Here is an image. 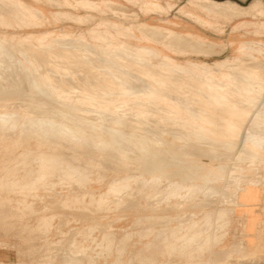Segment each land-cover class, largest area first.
<instances>
[{
  "label": "bare ground",
  "instance_id": "bare-ground-1",
  "mask_svg": "<svg viewBox=\"0 0 264 264\" xmlns=\"http://www.w3.org/2000/svg\"><path fill=\"white\" fill-rule=\"evenodd\" d=\"M124 1L143 16L156 13L162 23H172L167 16L178 8L171 0ZM116 3L0 0V202L13 192L18 205L33 209L27 197L35 199L41 186L51 193L55 178L69 193L60 194L54 207L75 208L91 220L102 232V248H110L113 234L91 208L102 215L136 208L144 211L146 236L162 234L169 257L176 251L185 257L211 253L229 230L242 186L263 187L264 200V41L258 39L264 6L261 0L248 6L187 0L186 9L178 8L215 30L219 21L243 18L232 32L240 27L251 38L240 35L229 58L208 63L188 57L180 48L184 39L172 45L182 35L204 38L198 32L118 14ZM52 24H74L78 32H53ZM147 29L164 37L154 38ZM199 156L218 162L207 164ZM95 180H105V191L91 190ZM40 220L47 225L52 219ZM72 230L57 244H44L50 260L81 264L85 247L68 238ZM127 238L124 233L117 240L118 256Z\"/></svg>",
  "mask_w": 264,
  "mask_h": 264
},
{
  "label": "rangeland",
  "instance_id": "rangeland-1",
  "mask_svg": "<svg viewBox=\"0 0 264 264\" xmlns=\"http://www.w3.org/2000/svg\"><path fill=\"white\" fill-rule=\"evenodd\" d=\"M113 1L117 2L115 5H113V7L117 9L116 12L118 14L123 13L130 18H138L141 21L148 18L146 20H149L151 24H159L175 30H193L195 32H198L200 36L204 38H192L187 35H182L179 36V38L174 39L172 42V45H178L179 40L184 39L187 44L180 48L188 51V57L194 60H203L205 62L212 63L216 59L229 58L230 55H232V50L235 47V44L238 42V40H240V35L244 36L243 40L251 38V36L247 35L240 27L237 28L234 33L232 32V26L237 25V23L240 22V20H242L243 18L234 19L232 22H228L225 20L219 21L220 30H215L214 28L204 26L199 21L187 19L183 16L182 13L177 12L178 8H187V0H171L178 6V8L171 11L167 16V19L172 23L174 22V24L156 21L158 18V15L156 13H150L147 16H143L137 10L135 5L128 4L124 0ZM235 1L242 6H248L253 2V0ZM261 1L264 6V0ZM46 8L48 9L49 7L46 6ZM102 8L106 10L104 6H102ZM77 13L85 14L86 12L83 10H78ZM89 13L98 17L94 12ZM258 18L260 20H264V16H260ZM244 19L247 22L250 21L248 17ZM70 25L72 27L61 28V26L59 25L56 26L52 24V27L49 26V29H51L53 32H57L59 30H72V32L74 33L78 32V28L74 24ZM90 25L84 26L82 31L87 32ZM246 26L249 27V25ZM93 27L97 28L98 30H103V27L100 25ZM147 31L152 32L150 29H147ZM259 32L260 33L258 34V39L264 41V30L261 29L259 30ZM13 35L16 37H26L29 34L25 32H14ZM35 35L36 33H33L31 36ZM152 36L154 38L164 37L163 33L157 32H152ZM207 40L214 41L217 44H210ZM129 43L130 42H127L128 45H131V43ZM178 58L183 61L184 56H179ZM199 160L211 165L218 162V160L213 158L210 159L206 156H199ZM249 174L254 175L256 174V172L255 170H252L249 172ZM110 175L111 174H108V176ZM52 180L54 183V190H51V193L53 191V194L55 193L54 195L48 192V189L44 190L41 186L36 190L37 196H35V199L33 197H27L28 203L30 204L32 202L31 206L34 205L32 206L34 210H28L24 206L18 205L16 199H18L20 196H18L19 194L15 195V193L13 192H11L10 195L11 200L0 202L2 205V207L0 205V223L2 222L0 224V264H60L55 260H50V258L46 256V253L44 252V244L46 242L57 244L58 241L63 239V233L67 232L69 229L73 230L71 231L70 235H67L69 236L68 238L72 236H74V238L76 237L75 240L80 246L79 247L77 245L78 248L85 247V253L84 257L81 258V264H237L241 261H245V264H264V200H262L261 198L263 187H252L250 185L242 186L244 191L239 194V204L233 208V215L231 217L229 230L223 238V241L220 244L214 245L215 247L212 248L213 252H203V254L192 252L188 257H185L179 251H176L174 253L175 255L173 254L171 257H169L167 255V252H165L166 248L164 247L162 240H160L162 239V234L146 236V223L143 222L142 219L140 220V216L142 213H144V211L140 212L136 210V208H121V210L111 209V211L108 212L109 214L105 213L103 215L94 212L95 209L91 208V210L93 209L91 212L92 216H98V221L103 225L106 231L113 234L114 238L113 244L110 246V248L106 249L102 248L103 246L100 247V245L98 244L100 243L102 232L91 223V220L80 216L81 212H79L75 208H69L68 210L64 209V211L63 209H57V207H54L60 199L59 195H67L69 193V188L66 187V185H60L55 178H52ZM92 183L89 185V187L95 194L99 193V191H105V180H95ZM57 184L59 185L57 186ZM59 186L65 187L60 188ZM40 196L43 197L41 198ZM45 203L51 205V207L48 208L50 210L47 209L48 212L43 207ZM9 205L12 206L10 207ZM38 205L40 208L38 207ZM16 208H18V210ZM34 211L36 213H34ZM42 216H46L49 219H52L49 221L50 224H43L40 220ZM49 216H51V218ZM9 220H11L12 222H9ZM137 220L139 223L137 222ZM134 221H136V223ZM27 225L28 227L26 228ZM88 227L91 229L89 230ZM124 233L128 236V240L126 239L127 244L120 256H118L119 253L117 254V240H119L121 238V235H123ZM55 240L57 241V243H55ZM233 241L237 242V244H235V246L231 248L230 244L232 245ZM239 242L241 243L239 244ZM221 249H228V251L225 254H222L219 251ZM104 250H106V252ZM162 252H164V254ZM93 253H95L96 256ZM86 254L90 256L86 257ZM195 258L197 260H195Z\"/></svg>",
  "mask_w": 264,
  "mask_h": 264
},
{
  "label": "crops",
  "instance_id": "crops-1",
  "mask_svg": "<svg viewBox=\"0 0 264 264\" xmlns=\"http://www.w3.org/2000/svg\"><path fill=\"white\" fill-rule=\"evenodd\" d=\"M190 31H193V30H190Z\"/></svg>",
  "mask_w": 264,
  "mask_h": 264
}]
</instances>
